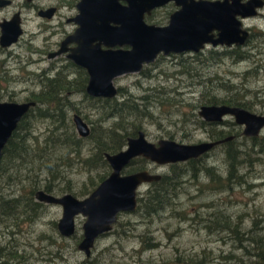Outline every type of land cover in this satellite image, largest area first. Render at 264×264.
Segmentation results:
<instances>
[{"label": "rangeland", "instance_id": "1", "mask_svg": "<svg viewBox=\"0 0 264 264\" xmlns=\"http://www.w3.org/2000/svg\"><path fill=\"white\" fill-rule=\"evenodd\" d=\"M75 1L34 0L38 8H58L51 20L40 18L37 8L22 12V36L10 47H0V101L26 102L32 93L40 91V73L64 65L62 60H48L46 52L56 49V43L64 35L63 28L71 29L66 18L76 12ZM14 2L20 7L23 0ZM12 10V7L0 10V21L9 17ZM164 13L165 10L151 22L165 24ZM259 13L239 18L250 37L244 45L234 47H240L246 58L231 56L229 52L234 47L207 45L199 53L162 55L140 72L114 79L120 92L112 99L118 102L131 99L147 105V110L153 113L141 121L146 138L153 143L160 139L183 144L210 141L213 129L239 134L236 146H246L252 156V164L244 163L243 171L239 172L240 184L226 179L228 167L220 145L201 162L176 163L174 172L181 174L179 184L170 191L171 207L148 216L138 208L137 201L135 211L119 213L112 229L96 238L88 258L77 249L85 217L76 216L74 235L64 238L57 230L61 206L38 202L33 197L34 202L40 203L37 208H26L25 215L17 219L0 218V264H171L178 257L190 259L193 262H185L192 264H259L253 240L264 238V128L256 137L261 144L255 145L244 139L243 128L232 117H225V123L205 126L200 124L203 120L198 115L209 92L223 96L237 93L239 98L250 102L252 112L264 113V36L257 33L251 36L258 30L264 32V8ZM67 71L73 72L71 68ZM231 85L234 87L228 91ZM112 99L94 101L82 91H71L63 99L62 108L71 120L72 114L78 112L90 127L99 125L101 120L108 126L112 119L104 113ZM35 127L38 133L45 125L38 121ZM73 128L78 137H90L79 136L74 125ZM83 146L81 155L87 157L93 149L92 141L86 139ZM135 161L122 173L132 172L138 166ZM72 162L66 172L78 199L91 187L90 178L96 180L99 173L111 172L107 161L89 167L72 156ZM204 167L212 168L213 174L208 175ZM145 169L161 175L173 173L171 164L159 166L147 162ZM146 187L147 184L139 189L137 199ZM17 189L12 185L15 193ZM3 190L10 195L5 186Z\"/></svg>", "mask_w": 264, "mask_h": 264}, {"label": "water", "instance_id": "2", "mask_svg": "<svg viewBox=\"0 0 264 264\" xmlns=\"http://www.w3.org/2000/svg\"><path fill=\"white\" fill-rule=\"evenodd\" d=\"M80 0L77 4L79 15L72 18L80 27L67 36L54 58L67 51L74 62L84 67L89 76L86 92L94 97L113 98L117 94L114 79L118 76L140 72L144 64L155 60L163 52H198L206 44L213 47L242 46L250 33L239 19L254 17L264 6V0ZM174 1L179 9L171 14L166 26H155L144 21V14ZM3 4L0 3V6ZM55 8L40 10L39 14L50 18ZM19 14L11 20L0 22V45L9 47L22 34ZM127 45L128 49L118 48ZM102 47H105L102 48ZM36 105L35 101H0V159L3 149L21 119ZM199 117L206 123H221L225 117H232L243 127L241 134L256 137L264 128V114H256L241 106L227 104H204L199 107ZM75 129L81 137L90 134L88 124L78 114H74ZM234 135L219 140L195 144L178 143L172 139L149 141L140 130L127 139L124 149L116 153H104L111 168L92 192L78 199L71 193L55 196L42 189L37 190L35 199L46 204H57L62 214L57 229L64 237L75 231V218L82 215L83 238L78 248L89 255L96 238L108 231L116 223L118 214L132 212L137 208V194L145 184L158 182L162 175L148 169L123 174L122 170L137 157L152 164L164 166L196 159L210 152L222 143L231 141ZM172 264H192L177 262Z\"/></svg>", "mask_w": 264, "mask_h": 264}, {"label": "trees", "instance_id": "3", "mask_svg": "<svg viewBox=\"0 0 264 264\" xmlns=\"http://www.w3.org/2000/svg\"><path fill=\"white\" fill-rule=\"evenodd\" d=\"M255 33L258 36H264V32L261 30L253 32L251 36L255 35ZM229 53L235 59L247 57V54L241 51L240 47H234ZM54 76V78L46 79L40 93L35 92L30 95L29 100L35 101L36 105L21 119L3 149L0 160V182H3V187H0L1 219H12L13 216H16L15 219H17L19 215H25L26 208H37L40 203L34 202L33 197L39 189L51 194L71 193L75 195L76 193L72 192V188L69 186L70 179L66 172L72 166V156H76L84 166L94 167L100 161L106 164L104 153H116L120 151L126 146L128 137L136 135L139 130H143L141 124L143 117H151L153 115L152 112L147 110V105H140L128 98H125L121 102L112 99L114 101L110 102L108 111L104 113L106 118L112 119L110 124L104 126L103 120H101L99 125L91 127L89 138H80L74 131L71 118L62 108L63 99L66 98L65 91L68 86L65 84V79L61 76L60 72ZM233 87L231 85L227 90L231 91ZM119 92L120 89H118V94ZM237 95V93H231L223 96L209 92L206 94L207 102L205 104L241 106L252 111L250 102L239 98ZM93 100L111 101V99L100 98ZM38 121H41L45 127L42 132L36 133L37 128L35 125ZM223 123H225V120ZM200 124L205 126L212 125L204 121H201ZM210 132L209 137L212 140H219L232 135L231 131L222 129H213ZM238 135L235 134L233 140L222 143L220 146L224 148L225 162L228 167L226 179H233L232 181L240 184L242 180L240 181L239 179L242 176H240L239 172L243 171L244 163L252 164V156L247 152L246 146L243 148L236 146L235 138ZM86 139L92 141L93 148L87 157L81 155ZM244 139L251 141L255 145L261 144L256 137H246ZM207 155L208 153L198 159H191L188 163L201 162ZM135 159V163L138 166L131 171L145 169V164L148 161L141 157ZM176 166L178 164H171L173 173L162 174L158 182L147 184L145 192L142 196L138 197V208H142L148 216L158 214L166 208L171 207L173 196L170 191L174 190L179 184V176L181 174L174 172ZM211 169L204 167V171L208 175L213 174ZM109 173H99L96 180L90 178L89 183L91 187L87 188L79 196L83 198L88 196ZM193 173L196 172L194 171ZM225 183L227 185L229 182ZM12 185L18 188L16 193L12 190ZM4 186L5 190H9L10 195L14 196L5 195L2 192L4 191ZM12 191H14V194ZM173 195L176 194L173 193ZM253 242L256 244V255L259 257V264H264V238L258 237ZM176 261L193 262L190 259H182L181 257H178Z\"/></svg>", "mask_w": 264, "mask_h": 264}, {"label": "flooded vegetation", "instance_id": "4", "mask_svg": "<svg viewBox=\"0 0 264 264\" xmlns=\"http://www.w3.org/2000/svg\"><path fill=\"white\" fill-rule=\"evenodd\" d=\"M79 1L80 0H76L75 2H74V8L76 9V12L72 15V16H70V17H67L66 18V22H67V24H69L70 26H71V29L68 31V30H66L65 28H63L64 29V35H63V37H62V39H60V41L59 42H57L56 43V49L55 50H53V51H50V52H46L47 53V55H46V57H47V59L48 60H62V61H64L65 63H64V65L62 64V66H59L58 68L56 67L55 68V66H53V68H49V70L48 71H50V72H52V71H54L52 74H50V72H47V70H46V73L44 74V71L42 72V73H40L39 74V77H40V80H41V86H40V91L39 92H37V93H40L41 92V90H42V86H43V84L46 82V79H48V78H54L55 76V74H57L58 72H60L61 73V76L65 79L64 80V82H65V84L68 86L66 89V91H65V96L67 97L68 96V94L71 92V91H82V92H84V93H86V95H88L90 98H93V99H97V98H100V99H112V98H106V97H94V96H91V95H89L87 92H86V86H87V83H88V80H89V76H88V72H87V70L84 68V67H82L81 65H79V64H77L76 62H74L70 57H68V55L71 53V51H70V48H74V47H76L77 46V44L76 43H69V44H67V46L65 47L66 49H67V51H65V52H63V53H61L60 55H57L56 57H54V58H49V55L51 54V53H53V52H56L57 50H59L60 49V47H61V43L67 38V36H69V35H71V34H73L75 31H76V29L77 28H79L80 27V25H79V23L78 22H74L73 20H72V18H74V17H77V15H79V10H78V8H77V4L79 3ZM243 1H246V0H243ZM34 0H23V2L20 4V7H16L15 6V2H14V0H0V3L1 4H3L2 6H0V10H2V9H6L7 7H12L13 8V10L9 13V17H3L2 19H1V21L0 22H3V21H7V20H11L14 16H15V14H19V16H20V20H21V23H20V25H21V28H22V34H23V26H22V12L24 11V10H32V9H36L37 8V15L40 17V18H44V19H49V20H51L53 17H54V15L57 13V10H58V8L56 7V6H50V7H48V8H45V9H43V8H38L37 6H35L34 5ZM120 3L122 4V5H126L127 3H126V1H124V0H120ZM55 8V11H54V13H53V15L50 17V18H47V17H45V16H41L40 14H39V11L40 10H47V9H49V8ZM262 8H264V6L262 7ZM262 8H260V9H262ZM179 9V6L178 5H176L175 4V2L174 1H169L168 3H166V4H164V5H162V6H159V7H156V8H154V9H152L151 10V13L150 14H148V13H145L144 14V21L147 23V24H150V25H155V26H166L167 24H168V22H169V19H170V16H171V14H173L176 10H178ZM260 9H258V13H257V15L258 14H260L259 13V11H260ZM165 10V18L167 19V22L165 23V24H162V25H159V24H155V23H152L151 22V20H153V18H157V15H160V14H162L163 13V11ZM160 17V16H159ZM64 27V26H63ZM249 31V30H248ZM22 34H21V36H22ZM20 36V37H21ZM20 37H19V39H20ZM249 37H250V35H249ZM248 37V38H249ZM18 39V40H19ZM18 42V41H17ZM16 43V42H15ZM15 43H13V44H15ZM12 44V45H13ZM207 45H210V44H206L205 45V47L207 46ZM220 46V45H219ZM219 46H216V47H219ZM235 45H233V46H231V47H234ZM0 47L1 48H7V47H2L1 45H0ZM10 47V46H9ZM204 47V48H205ZM213 47V46H212ZM220 47H223V46H220ZM224 47H226V46H224ZM102 48H104L105 49V47H102ZM116 49H118V48H122V49H128L129 47L127 46V45H123L122 47H119V46H116L115 47ZM204 48H202V49H200L198 52H192V51H190V53H199V52H201ZM169 54H181V53H169ZM169 54H167V55H169ZM162 55H164V56H167L166 54H164L163 52H160V53H158L157 54V57L155 58V60L158 58V57H160V56H162ZM154 60V61H155ZM153 61V62H154ZM54 63V62H53ZM152 63V62H151ZM150 64V63H149ZM145 65H148V64H144L143 65V67L145 66ZM143 67H142V69H143ZM71 68V70L73 71V72H69V71H67L68 69H70ZM141 69V70H142ZM58 70V71H57ZM73 73V76H71L70 77V74H72ZM74 86H75V89H74ZM117 94H118V88H117ZM116 94V95H117ZM116 97V96H115ZM30 98V97H29ZM114 98V97H113ZM27 101H33V100H27ZM3 102V101H2ZM9 102H16V101H9ZM204 105V104H203ZM208 105V104H207ZM216 105H218V104H216ZM231 106H233V105H231ZM252 112V111H251ZM255 113V112H254ZM74 114H78V115H80L78 112L77 113H73L72 114V117H73V115ZM256 114H264V113H256ZM81 116V115H80ZM82 117V116H81ZM82 119H83V117H82ZM84 120V119H83ZM85 121V120H84ZM224 121V120H223ZM223 121L221 122V123H223ZM72 122H73V119H72ZM86 122V121H85ZM235 122V121H234ZM87 123V122H86ZM88 124V123H87ZM209 124H215V123H209ZM218 124H220V123H218ZM73 125H74V122H73ZM238 125V124H237ZM88 126H89V128H90V132H91V127H90V125L88 124ZM238 126H240V125H238ZM74 127H75V125H74ZM240 127H242V126H240ZM243 128V127H242ZM140 131V130H139ZM143 132H144V130H142ZM137 133H138V131H137ZM137 133H136V135H137ZM145 133V132H144ZM90 135V134H89ZM88 135V136H89ZM136 135H134V136H136ZM80 136V135H79ZM134 136H131V137H134ZM145 136H146V134H145ZM257 137V136H256ZM129 138V137H128ZM127 138V139H128ZM158 142V141H157ZM126 144H127V142H126ZM125 147V146H124ZM209 153V152H208ZM203 156V155H202ZM196 159H198V158H196ZM1 160V159H0ZM191 160V159H190ZM189 161V160H188ZM151 172V171H150ZM92 192V191H91ZM48 193V192H47ZM54 195V194H53ZM81 228H82V226H81ZM58 230V229H57ZM83 231V230H82ZM59 232V231H58ZM109 232V231H108ZM74 233H75V231H74ZM74 233H73V235H74ZM60 234V233H59ZM61 235V234H60ZM72 235V236H73ZM62 236V235H61ZM100 236V235H99ZM62 237H64V236H62ZM71 237V236H70ZM64 238H69V237H64ZM82 238H83V233H82V237H81V239L79 240V242H78V244H77V249L81 252V253H84V255L88 258L90 255H91V250L93 249V246H92V248L90 249V253H89V255H86V253L84 252V251H81L79 248H78V245H79V243H80V241L82 240ZM181 262H185V261H181ZM174 263H177V262H174ZM172 264V263H171Z\"/></svg>", "mask_w": 264, "mask_h": 264}, {"label": "bare ground", "instance_id": "5", "mask_svg": "<svg viewBox=\"0 0 264 264\" xmlns=\"http://www.w3.org/2000/svg\"><path fill=\"white\" fill-rule=\"evenodd\" d=\"M218 126V125H217ZM219 147V146H218ZM36 193V192H35ZM34 197H35V194H34Z\"/></svg>", "mask_w": 264, "mask_h": 264}]
</instances>
